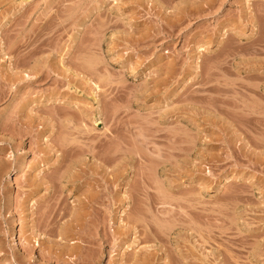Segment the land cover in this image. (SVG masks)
Returning <instances> with one entry per match:
<instances>
[{"label":"rangeland","instance_id":"rangeland-1","mask_svg":"<svg viewBox=\"0 0 264 264\" xmlns=\"http://www.w3.org/2000/svg\"><path fill=\"white\" fill-rule=\"evenodd\" d=\"M0 264H264V0H0Z\"/></svg>","mask_w":264,"mask_h":264},{"label":"bare ground","instance_id":"bare-ground-1","mask_svg":"<svg viewBox=\"0 0 264 264\" xmlns=\"http://www.w3.org/2000/svg\"><path fill=\"white\" fill-rule=\"evenodd\" d=\"M28 76H29V75H28ZM135 151H136V150H135ZM111 153H112V152H111ZM139 153H140V152H139ZM136 154H137V153H136ZM141 155H142V154H141ZM116 156H117V155H116ZM137 156H138V155H137ZM118 157H120V156H118ZM139 157H140V156H139ZM142 157H143V156H142ZM74 168H75V167H74ZM67 171H68V170H67ZM108 181H109V180H108ZM111 182H112V181H111ZM33 183H34V182H33ZM46 183H47V182H46ZM107 183H108V182H107ZM34 185H36V184H34ZM89 195H90V194H89ZM87 198H88V197H87ZM91 199H92V198H91ZM91 199H88L87 202L83 201V202H82V205H83V206H84V205H85V206L90 205V204H88V203H90ZM94 199H95V198H94ZM94 201H95V200H94ZM91 204H93V203H91ZM94 204H95V203H94ZM86 208H87V207H86ZM136 214H137V213H136ZM136 214H134V215H136ZM132 215H133V214H132ZM137 216H138V217H136V218H139V214H138ZM128 217H129V216H128ZM132 217H133V216H132ZM120 218H121V217H120ZM136 218H135V219H136ZM129 219H130V218H129ZM131 219H132V218H131ZM131 219H130V220H131ZM130 220H129V221H130ZM136 220H137V219H136ZM134 221H135V220H134ZM134 221H133V222H134ZM142 221H143V220L141 219V222H142ZM141 222H140V223H141ZM134 223H135V222H134ZM134 225H136V224H134ZM141 225H142V224H141ZM25 246H26V244H25ZM28 246H29V245L27 244V246H26V250H28V249H27ZM23 247H24V246H23ZM24 248H25V247H24ZM69 248H70V247H68V249H67V248H66V249L69 250ZM73 248H75V247H73ZM64 250H65V249H64ZM67 250H66V251H67ZM70 250H71V248H70ZM72 251H73V249H72ZM70 252H71V251H70Z\"/></svg>","mask_w":264,"mask_h":264}]
</instances>
